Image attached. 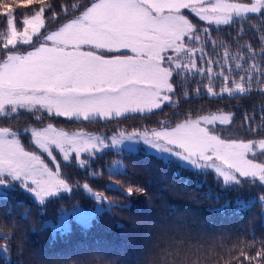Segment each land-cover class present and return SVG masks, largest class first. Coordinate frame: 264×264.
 <instances>
[{"label": "snow or ice", "instance_id": "6c2138e0", "mask_svg": "<svg viewBox=\"0 0 264 264\" xmlns=\"http://www.w3.org/2000/svg\"><path fill=\"white\" fill-rule=\"evenodd\" d=\"M17 6L38 7L20 14L18 23L12 3L0 2V118H15L24 110L43 126L24 129L39 154L25 148L17 131L0 126V183L7 177L21 181L40 205L74 187L96 202L108 199L88 183H71L54 154L65 167L88 169L91 158L109 147L106 139L58 128L57 117L89 123L144 119L165 106L178 107V95L185 100L190 94L214 100L254 90L264 95V0H64L58 9L52 0H18ZM185 9L204 23H193ZM252 19L258 21L249 25L254 36L246 38L245 24ZM222 26L236 27L229 40L213 38ZM257 36L256 44L250 42ZM179 116L183 119H163L153 128L120 129L109 139L113 146L142 142L210 167L225 184L264 188V138L232 136L234 114L222 109ZM243 120L250 132L264 129V124L252 128L253 116L245 114ZM132 195L128 187L127 196ZM235 258L264 264V243L255 253L240 250Z\"/></svg>", "mask_w": 264, "mask_h": 264}, {"label": "trees", "instance_id": "16d2710c", "mask_svg": "<svg viewBox=\"0 0 264 264\" xmlns=\"http://www.w3.org/2000/svg\"><path fill=\"white\" fill-rule=\"evenodd\" d=\"M0 2L12 3L18 23L22 19L20 14L30 13L32 7H38H19L18 0L15 3L13 0ZM63 2L52 0L57 9ZM82 3L89 4L90 0H82ZM191 20L198 25L204 23L193 17ZM257 23L252 19L245 24L246 38L254 36V29L249 25ZM222 27L224 31L220 34L213 31V38L219 35V38L229 40L228 32L234 35L237 30L236 27ZM250 42L256 44L258 36ZM177 101L178 107L165 106L161 114L144 119L121 118L89 123L57 117L53 123L65 130L81 129L93 133L132 131L156 127L163 119L175 123L183 119V116L177 117V112L198 116L222 109L234 114V124L230 126L234 137L264 138V129L250 132L243 120L245 114L253 116V129L264 124L261 120L264 95L256 90L244 97L215 100L191 94L185 100L178 95ZM48 122L45 119L44 125ZM0 126L22 132L26 127L41 125L32 115L23 114L12 119L0 118ZM117 158L122 162V170L109 172L107 165ZM57 160L61 162L62 174L71 183H88L94 191L103 192L108 197L104 201L106 206L94 214L88 225L70 222L68 228L58 230L49 223H57L63 212L74 208L89 210L95 206L82 188L74 187L70 194L48 198L40 205L21 181L10 177L3 179L8 187L0 195V246L6 245L9 250L0 254V264H145L155 246L163 247V242L177 232L193 242L214 244L216 255L210 259L216 264L225 261L247 264L235 258L240 250L255 253L264 243V199H261L264 188L258 184H225L211 170L166 160L144 148L97 152L88 169L74 164L65 167L58 155ZM92 172L99 175L93 177ZM128 187L133 188L131 197L127 196Z\"/></svg>", "mask_w": 264, "mask_h": 264}, {"label": "rangeland", "instance_id": "374dc122", "mask_svg": "<svg viewBox=\"0 0 264 264\" xmlns=\"http://www.w3.org/2000/svg\"><path fill=\"white\" fill-rule=\"evenodd\" d=\"M184 12L189 17L190 20H191V17L198 19L193 14H191L190 12H188V10L185 9ZM21 47L25 48V49H22V50H26L27 49V46H21ZM107 55H114V54H107ZM23 114L32 115L31 113H28V112H26L24 110H20V112H19L18 115H23ZM137 115H140V114H137ZM60 118L66 119L64 117H60ZM8 119H12V118H8ZM99 121H103V120H99ZM41 126H43V125H41ZM65 131L75 132V131H81V129L65 130ZM83 131H86V130H83ZM86 132H88V131H86ZM89 133H93V132H89ZM116 133H117V131L116 132H113V130L110 131V132L107 131V130L106 131L103 130V131H98V133L97 132L93 133V134H96V135L103 136L106 139V143H108V145H109V147L104 148L101 151H99L100 153H103L106 150H109V151H111V150L112 151H120V150H123V151H136L138 148H144L145 150H148L151 153H156L157 155H160V157H162V158H164L166 160L167 159L168 160H175L177 162L184 163L186 165H190V166L193 165L192 163H190L188 161H185V160H181V159H179L176 156H173V155H170V154H166V153H160V152L156 151L155 149H152L149 146L144 145L142 142H140V143H133V142H129V141H124L123 143H118L115 146H113L112 143H111V139H109V138L112 137ZM222 134L223 135H228L229 133L226 132V133H222ZM230 134L232 136H235L231 132H230ZM18 135L20 137L21 143L25 146L26 149L32 150V151H36L39 154V150L36 149L35 146L31 144L30 134H27V133H25V131H22V132H18ZM54 154L56 156L57 155L60 156L58 152H54ZM42 158L45 159V162L49 164V167L54 166L52 163H50V159L47 158V155L46 154H43L42 155ZM122 168L123 167H122V162H121L120 158H117L114 161H110L109 164L106 167V169L109 172L121 171ZM202 168L205 169V170H207V171L208 170H211V171L214 172V174H216V172L212 168H210V167H208V168L202 167ZM7 187H8V185L3 180V182L0 183V195H2L4 193V190ZM90 198L95 203L94 204L95 206L93 207V209H89V210L86 209V210H84V209H81V208H74V209L65 211L59 217L57 223H55V224L49 223V225H51L53 228H58V230H65L66 228H68L70 222H74V223H77V224L82 225V226L88 225L89 222H90V220L94 216V214L96 212H99L97 210L100 209V211H101L106 206V202H102V203L101 202H96L91 196H90ZM34 199L36 200L35 197H34ZM77 211H79L80 214L78 216L73 215ZM3 252H4V250H0V254H3Z\"/></svg>", "mask_w": 264, "mask_h": 264}, {"label": "clouds", "instance_id": "9594fccd", "mask_svg": "<svg viewBox=\"0 0 264 264\" xmlns=\"http://www.w3.org/2000/svg\"><path fill=\"white\" fill-rule=\"evenodd\" d=\"M215 255L214 244L208 241L193 242L177 232L163 242V247L157 244L155 251L147 256L145 264H216L215 260L210 259Z\"/></svg>", "mask_w": 264, "mask_h": 264}]
</instances>
